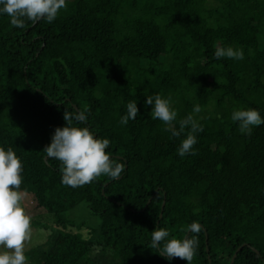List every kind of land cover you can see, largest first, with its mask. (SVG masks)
<instances>
[{"label":"trees","instance_id":"1","mask_svg":"<svg viewBox=\"0 0 264 264\" xmlns=\"http://www.w3.org/2000/svg\"><path fill=\"white\" fill-rule=\"evenodd\" d=\"M66 3L52 23L23 28L0 14V147L20 158L21 190L54 229L28 264H187L152 248L151 232L183 239L193 221L202 231L192 264H264V124L248 136L231 119L247 108L264 118V0ZM217 46L244 58L217 59ZM152 94L171 97L176 129L189 114L203 128L195 155L177 152L190 126L177 138L152 119ZM129 101L139 114L122 125ZM66 110L85 111L74 126L111 141L120 178L61 183L44 149ZM79 206L98 225L71 220Z\"/></svg>","mask_w":264,"mask_h":264},{"label":"clouds","instance_id":"2","mask_svg":"<svg viewBox=\"0 0 264 264\" xmlns=\"http://www.w3.org/2000/svg\"><path fill=\"white\" fill-rule=\"evenodd\" d=\"M66 0H0V14L10 18L13 27L23 28L26 21L37 23L45 20L52 23L62 9H66ZM217 59L229 58L242 60V50L229 47H216ZM146 105H151L150 115L153 120H160L168 127L173 137H180L190 126L185 138L177 149L183 158L187 154L195 155L194 145L197 143L195 133L202 132L203 128L194 117L189 114L179 121V129L173 122L178 113L171 106V97L163 98L159 94L147 95ZM127 114L122 116L120 123L127 125L128 121L135 120L139 109L135 101L126 105ZM200 106L196 105L193 112L199 113ZM66 126L57 127L44 152L47 158L60 162L61 183L71 188L88 185L101 175L110 179H118L125 170L126 164L118 162L107 154L111 141L107 138H98L89 127L74 126L87 121L85 111L66 110L63 114ZM231 119L238 122L239 131L251 136L254 127L264 124L260 112L255 108L237 109L232 112ZM23 164L12 148L5 150L0 147V264H27L26 244L32 236L31 217L25 213L22 202L26 193L21 190L23 183ZM188 232L194 234L183 239L171 238L168 230L158 227L151 232V247L157 248L166 259H182L192 264L199 244L198 234L202 226L193 221L187 226Z\"/></svg>","mask_w":264,"mask_h":264},{"label":"rangeland","instance_id":"3","mask_svg":"<svg viewBox=\"0 0 264 264\" xmlns=\"http://www.w3.org/2000/svg\"><path fill=\"white\" fill-rule=\"evenodd\" d=\"M22 206L25 209V213L31 217L32 236L30 242H27L26 244L25 254H27L28 251L44 243L46 239H48V236L52 234L54 229L53 227H51L52 224L50 218L45 216V212L37 207L36 201L32 196H26L25 200L22 202ZM69 218L71 220L73 219L77 221L76 224H78V222H82L89 227H94L93 224L98 225L99 222L97 217L93 216L90 212H87L82 206H79L77 209H75L69 215ZM33 226H36L38 228H35ZM28 263L29 259H27V264Z\"/></svg>","mask_w":264,"mask_h":264},{"label":"water","instance_id":"4","mask_svg":"<svg viewBox=\"0 0 264 264\" xmlns=\"http://www.w3.org/2000/svg\"><path fill=\"white\" fill-rule=\"evenodd\" d=\"M163 206H164V202L162 203V207H161V211H162V209H163ZM159 218H161V213H160V215H159ZM189 233V232H188ZM187 236V235H186ZM207 239H205V241H206ZM207 242V241H206ZM207 251V250H206ZM237 251H239V249L237 250ZM208 252V251H207ZM234 257H235V255L233 256V258L231 259V262H230V264H232L233 263V260H234Z\"/></svg>","mask_w":264,"mask_h":264}]
</instances>
